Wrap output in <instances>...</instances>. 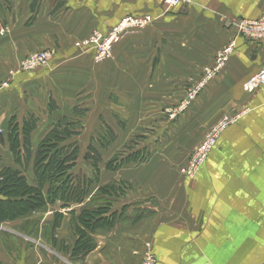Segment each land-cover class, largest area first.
<instances>
[{"label":"crops","instance_id":"obj_1","mask_svg":"<svg viewBox=\"0 0 264 264\" xmlns=\"http://www.w3.org/2000/svg\"><path fill=\"white\" fill-rule=\"evenodd\" d=\"M181 1L170 11L163 0H0V82L8 84L0 127L32 117L31 136L41 137L34 152L58 119L75 116L83 124L77 167L87 166L81 153L89 145L101 157L82 203L0 222V264H141L146 252L156 264H264V85L243 86L264 67V43L234 36L238 20L264 16V0ZM124 18L147 22L96 63L86 40ZM232 41L219 73L171 117ZM41 50L54 51L48 64L21 72L20 62ZM225 115L237 117L194 177H184L192 152ZM7 150L1 167L34 186L32 162L23 170ZM92 202L110 207L86 229L78 217ZM76 227L93 244L84 255L74 253Z\"/></svg>","mask_w":264,"mask_h":264},{"label":"trees","instance_id":"obj_2","mask_svg":"<svg viewBox=\"0 0 264 264\" xmlns=\"http://www.w3.org/2000/svg\"><path fill=\"white\" fill-rule=\"evenodd\" d=\"M49 107L55 109L52 102H49ZM30 122L34 123L22 125L23 134L19 146L16 145L15 136L12 134L9 150L14 161L21 165L23 170H26L32 162L35 185L30 186L27 183L22 171L2 168L0 158V222L14 220L29 211L56 202L80 204L96 178L97 165L101 157L91 145L87 147L83 161L95 173V178L73 174L79 156V148L74 139L80 135L83 128V124L75 116L58 119L39 141L34 152L31 150L29 133L34 128L35 120L31 119ZM112 163L107 164L108 169L113 167ZM45 187H47L46 194L43 193ZM108 190L109 188L102 189L101 192ZM89 205L81 209L78 217L79 223L86 229H92L103 223L106 220L103 216L108 214V208L106 209L105 206L94 203L93 206ZM75 234L74 253L84 255L93 248V244L83 228L76 227Z\"/></svg>","mask_w":264,"mask_h":264},{"label":"built area","instance_id":"obj_3","mask_svg":"<svg viewBox=\"0 0 264 264\" xmlns=\"http://www.w3.org/2000/svg\"><path fill=\"white\" fill-rule=\"evenodd\" d=\"M163 3L170 11L178 9L182 6L181 0H163ZM146 22V19L124 18L104 34L98 31H93L86 40V43L92 46L94 50V61L96 63H101L108 60L111 57L113 47L118 42L120 36L134 27L143 26ZM234 36H240L253 42L264 43V16L256 20H238L234 25ZM233 50L234 42L232 41L216 55L214 66L211 69L206 70L197 84L191 86L187 90L185 100L179 108L171 112V117L183 111L196 99L205 84L219 73L227 62L229 56L232 54ZM53 55V50H41L31 53L20 62L19 70L21 72H32L43 68L48 64ZM262 85H264V67H262L255 74L251 75L244 82L243 86L244 90L248 92ZM6 88H8L7 82H0V91ZM236 117V115L223 116L206 133L195 150L192 152L185 168L182 170L184 177H194L200 166L205 162L211 149L215 146L220 133L232 124ZM141 264H156V258L152 253L146 252L142 257Z\"/></svg>","mask_w":264,"mask_h":264},{"label":"rangeland","instance_id":"obj_4","mask_svg":"<svg viewBox=\"0 0 264 264\" xmlns=\"http://www.w3.org/2000/svg\"><path fill=\"white\" fill-rule=\"evenodd\" d=\"M32 119L31 118H28V119H23L22 121H19L15 118H11L9 121H8V125L5 129H2L0 127V135H1V142H0V158L1 160L3 161V163L5 164L7 161H8V155H9V152L7 150V148L9 147L10 145V138L12 136V134L15 136V139H16V142L19 146L20 142H21V139H22V132H21V128H22V125L23 123H34V122H30V120ZM26 121V122H25ZM36 121H35V124H34V128L36 126ZM12 128V129H11ZM33 128V129H34ZM12 130V133H10ZM32 132V131H31ZM31 132L29 133V138L31 140V142L33 143V145L38 141V139H40L41 137L40 136H31ZM10 151V150H9ZM87 151V150H86ZM83 156H84V153H81ZM12 155V154H11ZM13 156V155H12ZM14 159V157H13ZM23 169V168H22ZM73 174L75 175H81L83 177H86V178H90V179H93L95 178V173L92 172L90 170V168H88L87 166L83 165L81 168H76L74 171H73ZM184 176V175H183ZM98 205L100 206H105V208L109 209V205H106V204H99ZM89 206H93V203L90 204Z\"/></svg>","mask_w":264,"mask_h":264}]
</instances>
